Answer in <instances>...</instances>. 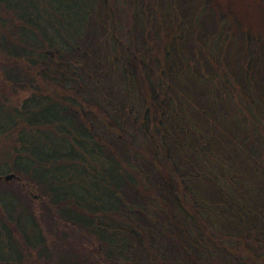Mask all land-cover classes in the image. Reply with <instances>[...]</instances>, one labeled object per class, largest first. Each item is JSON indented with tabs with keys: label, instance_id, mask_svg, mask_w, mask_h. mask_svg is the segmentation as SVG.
<instances>
[{
	"label": "trees",
	"instance_id": "16d2710c",
	"mask_svg": "<svg viewBox=\"0 0 264 264\" xmlns=\"http://www.w3.org/2000/svg\"><path fill=\"white\" fill-rule=\"evenodd\" d=\"M263 62L264 0H0V264H264Z\"/></svg>",
	"mask_w": 264,
	"mask_h": 264
},
{
	"label": "rangeland",
	"instance_id": "374dc122",
	"mask_svg": "<svg viewBox=\"0 0 264 264\" xmlns=\"http://www.w3.org/2000/svg\"><path fill=\"white\" fill-rule=\"evenodd\" d=\"M188 1H192V0H188ZM204 26H205V32L206 31H211L213 30V28L216 26V20H215V16L214 15H207L205 18H204ZM92 35V33H91ZM236 58V57H235ZM236 63H237V58H236ZM264 64V62H263ZM264 67V66H263ZM262 66L259 67V71L257 72L259 74V77H258V82H259V85L262 89H264V68ZM17 177V176H16ZM39 196L37 195V198ZM36 198V196H35Z\"/></svg>",
	"mask_w": 264,
	"mask_h": 264
},
{
	"label": "water",
	"instance_id": "95a60500",
	"mask_svg": "<svg viewBox=\"0 0 264 264\" xmlns=\"http://www.w3.org/2000/svg\"><path fill=\"white\" fill-rule=\"evenodd\" d=\"M15 178H17L16 175H14V174H10V175H7V176L5 177V180H6V181H11V180H13V179H15ZM36 198H37V196H36Z\"/></svg>",
	"mask_w": 264,
	"mask_h": 264
}]
</instances>
